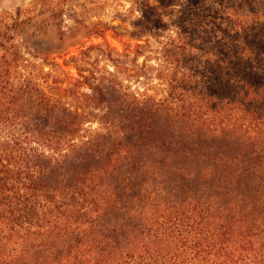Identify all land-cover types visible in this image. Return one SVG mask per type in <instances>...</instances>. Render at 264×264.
Returning a JSON list of instances; mask_svg holds the SVG:
<instances>
[{
    "label": "trees",
    "instance_id": "trees-1",
    "mask_svg": "<svg viewBox=\"0 0 264 264\" xmlns=\"http://www.w3.org/2000/svg\"><path fill=\"white\" fill-rule=\"evenodd\" d=\"M211 7L139 6L130 34L169 32L161 98L99 82L88 120L0 82V264H264V18ZM61 23L15 21L0 49Z\"/></svg>",
    "mask_w": 264,
    "mask_h": 264
},
{
    "label": "rangeland",
    "instance_id": "rangeland-1",
    "mask_svg": "<svg viewBox=\"0 0 264 264\" xmlns=\"http://www.w3.org/2000/svg\"><path fill=\"white\" fill-rule=\"evenodd\" d=\"M158 1L175 6H212L224 14L254 8L255 15L261 13L259 19L264 18V4L258 1L250 6L241 0ZM154 2L157 0H0V34L13 22L50 9L60 11L62 20V37L29 27L0 49L1 85L39 82L69 109L81 107L78 112L84 110L88 120L102 112L91 106L87 97L92 95L89 86L99 82L140 96H165L166 81L159 78L164 67L159 42L169 32L159 29L144 37L130 34L133 22L141 16L139 6ZM86 125L88 129L99 128L95 121Z\"/></svg>",
    "mask_w": 264,
    "mask_h": 264
}]
</instances>
